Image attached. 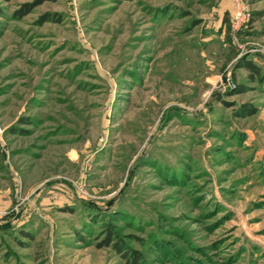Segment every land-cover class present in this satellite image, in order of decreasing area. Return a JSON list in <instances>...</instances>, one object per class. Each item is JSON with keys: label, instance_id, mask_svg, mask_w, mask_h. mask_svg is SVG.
Segmentation results:
<instances>
[{"label": "rangeland", "instance_id": "1", "mask_svg": "<svg viewBox=\"0 0 264 264\" xmlns=\"http://www.w3.org/2000/svg\"><path fill=\"white\" fill-rule=\"evenodd\" d=\"M130 256L264 264V0H0V264Z\"/></svg>", "mask_w": 264, "mask_h": 264}, {"label": "built area", "instance_id": "2", "mask_svg": "<svg viewBox=\"0 0 264 264\" xmlns=\"http://www.w3.org/2000/svg\"><path fill=\"white\" fill-rule=\"evenodd\" d=\"M244 6L242 5H237V8L234 11V15L233 18L234 19H239V20H244V18H246L248 16V14H246L245 9H243Z\"/></svg>", "mask_w": 264, "mask_h": 264}, {"label": "trees", "instance_id": "3", "mask_svg": "<svg viewBox=\"0 0 264 264\" xmlns=\"http://www.w3.org/2000/svg\"><path fill=\"white\" fill-rule=\"evenodd\" d=\"M24 7H26V9L22 10V12L20 14H23L25 11L29 10L28 5L27 6L25 5ZM246 64L250 69L252 68L253 70H255V67L253 66V64H251L250 62L249 63L247 62ZM115 246L117 247V245H115ZM125 256L128 257V254L125 253ZM129 261H130V264H137V258H135L134 256H130Z\"/></svg>", "mask_w": 264, "mask_h": 264}]
</instances>
